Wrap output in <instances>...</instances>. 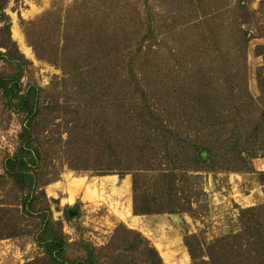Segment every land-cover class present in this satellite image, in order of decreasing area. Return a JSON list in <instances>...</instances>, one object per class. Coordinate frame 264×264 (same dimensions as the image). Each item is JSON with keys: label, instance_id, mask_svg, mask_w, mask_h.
Masks as SVG:
<instances>
[{"label": "rangeland", "instance_id": "rangeland-1", "mask_svg": "<svg viewBox=\"0 0 264 264\" xmlns=\"http://www.w3.org/2000/svg\"><path fill=\"white\" fill-rule=\"evenodd\" d=\"M239 1L2 0L8 16L0 21V41L7 36L6 26L9 25L12 40L6 38V43L23 67L20 68L16 61L0 58V74L19 73L22 88L28 85L43 88L42 102L52 106H63L65 99L74 105L73 91L82 94V89L75 85L82 78L96 74L105 81L103 87L101 84L96 87L98 95L105 93L106 102H110L111 95L107 93L111 90L105 89L106 84L109 88L113 84L117 89L113 91L123 100L127 90L124 81L128 57L125 33L132 31L134 37L138 35L132 28L134 26L125 28L109 23L114 16H123L137 29L140 26L139 35L143 37L140 60L145 73L153 76L155 55L164 58V73L171 74L169 78H172L169 81H181L182 75L191 72L193 63L197 67H192V73L198 67L210 68L214 78L217 76L214 70L219 73V67H225L226 72L239 77L233 86L234 93L252 95L256 105V116L252 117L257 118V111L261 109V90L264 89V0H245L249 3L248 9L241 10L243 15L246 11L252 13L251 23L239 27L242 32L249 30L254 35L246 48L240 46L242 43L234 37L231 27L223 29V20L230 17L226 22L231 23L234 4ZM226 3L231 5L227 12L224 9ZM107 15L112 16L107 19ZM102 17L106 20H100ZM149 28L153 29L154 37L149 36ZM210 30L216 34L213 38L209 36ZM93 36L96 43L103 45L97 61L85 55L89 54L87 45ZM114 45L119 48L113 50ZM8 47L0 46V50L7 52ZM26 47L33 55L26 53ZM77 50L80 51L79 62L68 65ZM231 65L232 69L229 68ZM191 81L195 80L192 78ZM246 109L253 111V106ZM53 122L49 128L54 129V134L60 131L66 140L68 128L55 127ZM59 122L60 119L55 121ZM24 123L25 114L4 107L0 96V174H5L2 159L16 150ZM257 138L261 143L260 152L257 157H246V165L215 173L200 171V181L206 193H202L201 198L206 203L203 210L194 214L135 215L131 174L124 178L116 173L98 175L92 169L72 168L66 159H63L58 179L44 185L41 193H37V207L48 208L56 230L62 232L68 241L67 255L71 258L83 255L84 243L96 247L105 245L118 224L123 223L149 238L165 264H192L184 243L186 232L202 233L203 237L211 239L241 232L242 218H248L258 220L257 228L264 233V121ZM54 162L58 164L59 160L54 159ZM69 180L82 183L85 188L97 189L98 196L95 200H88L80 192L74 202H68L66 188ZM16 195L17 189L11 180L0 178V264H43L45 262L40 259L45 256V248L37 239L40 218L20 212L21 200H17ZM253 207L258 210L241 212V209ZM101 262L106 263L107 259L102 258Z\"/></svg>", "mask_w": 264, "mask_h": 264}, {"label": "trees", "instance_id": "trees-1", "mask_svg": "<svg viewBox=\"0 0 264 264\" xmlns=\"http://www.w3.org/2000/svg\"><path fill=\"white\" fill-rule=\"evenodd\" d=\"M248 4L245 0L235 3L231 23L226 22L230 17L223 20V29L231 27L242 48H246L254 36L249 30L239 29L252 21V13H241L242 9H248ZM230 7L226 3V12ZM4 9L0 0V21L8 16ZM130 22L117 15L109 21L115 26H134L138 34L134 37L132 31L125 33L128 57L124 81L127 90L123 100L113 91L117 90L113 84L110 88L106 84L104 88L111 90L107 93L111 95L110 102H106L105 93L98 95L96 87L99 84L103 87L105 81L96 74L82 78L75 85L82 89V94L73 91L74 105L65 99L63 106H52L42 102L43 88L28 85L23 89L19 73L0 74L4 107L25 114L18 146L3 157L5 174H0V178L7 177L17 189L16 199L21 200L22 205L20 212L40 218L37 239L45 248V256L40 259L43 264H165L149 238L123 223L118 224L105 245L96 247L84 243L83 255L73 258L67 255L65 235L56 230L48 208L37 207V193H41L44 185L58 179L63 159L68 160L72 168L92 169L98 175L116 173L124 178L131 174L135 215L194 214L203 210L206 203L201 198L206 193L200 171L235 170L246 165V157H257L260 152L257 136L264 121V89L259 100L261 109L255 118L252 117L256 116L252 95L234 93L233 86L239 77L226 72L225 67H219V73L214 70L217 75L214 78L210 68L198 67L193 74L192 67H197L193 63L191 72L182 75L181 81H169L172 78H169L171 74L164 73V58L155 55V71L153 76L148 75L140 60L143 52L140 26L136 25L137 29ZM6 28L7 36L0 41L2 47H8L7 39L12 40L9 25ZM149 30V36L154 37L153 29ZM210 31L209 36L213 38L216 34ZM27 35L31 40L29 32ZM35 48L37 50L38 46ZM87 48L89 54L85 55L97 61L103 50L102 43H96L93 36ZM118 48V45L113 46V50ZM9 50V47L7 52L0 50V58L16 61L22 68L23 63ZM79 53L77 50L72 55L68 65L79 62ZM38 55L43 58L42 54ZM192 78L195 81H191ZM252 106L253 111L246 109ZM57 119L59 123H55ZM52 122L55 127L68 128L66 140L60 131L54 134V129L49 128ZM256 210L258 208L253 207L241 212ZM242 223L241 232L211 239L203 237L202 233L186 232L184 243L192 264H264V233L257 228L258 220L242 218ZM102 258L107 262L102 263Z\"/></svg>", "mask_w": 264, "mask_h": 264}, {"label": "bare ground", "instance_id": "bare-ground-1", "mask_svg": "<svg viewBox=\"0 0 264 264\" xmlns=\"http://www.w3.org/2000/svg\"><path fill=\"white\" fill-rule=\"evenodd\" d=\"M17 35L19 38L23 39L22 34L20 32H17ZM26 53L29 55H33L32 51L28 47H26ZM67 185L68 186L66 188V192H67L66 195H68V196L66 197V199L68 202H74L76 195L80 192H83L84 197L88 200H95V198L98 196L97 189L92 190L91 188H89V186H87L85 188V186L83 187L84 184L79 183L77 181L69 180ZM50 191L52 193H55V191L53 189H51Z\"/></svg>", "mask_w": 264, "mask_h": 264}]
</instances>
